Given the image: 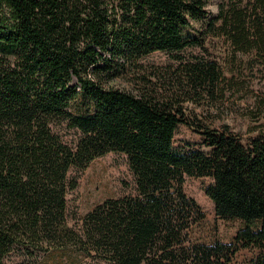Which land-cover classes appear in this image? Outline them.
Returning <instances> with one entry per match:
<instances>
[{
  "label": "trees",
  "instance_id": "16d2710c",
  "mask_svg": "<svg viewBox=\"0 0 264 264\" xmlns=\"http://www.w3.org/2000/svg\"><path fill=\"white\" fill-rule=\"evenodd\" d=\"M213 1L0 0V264L69 249L112 264H230L249 247L264 264V133L243 142L191 122L185 103L226 79L216 60L181 55L224 38L264 75V0H219L212 17ZM155 52L177 67L150 70L142 60ZM62 124L75 147L54 131ZM180 125H197L206 151L178 153ZM111 152L127 157L136 194L98 205L78 233L71 172ZM189 177L211 180L217 217L245 224L235 243H189L203 218L183 192Z\"/></svg>",
  "mask_w": 264,
  "mask_h": 264
},
{
  "label": "rangeland",
  "instance_id": "374dc122",
  "mask_svg": "<svg viewBox=\"0 0 264 264\" xmlns=\"http://www.w3.org/2000/svg\"><path fill=\"white\" fill-rule=\"evenodd\" d=\"M219 0L209 6L213 14H218ZM195 28L198 30L199 25ZM208 53L198 48H188L181 52L185 60L198 56L204 60H216L224 72L226 81L222 92L213 97L185 103L186 114L190 121L201 127L223 130L237 135L243 142L264 133V75L251 73L247 63L253 56L237 53L224 38L208 39ZM143 64L157 72L173 71L177 63L171 53L155 52L142 60ZM197 125H180L176 131L173 146L178 153L190 150L206 151L203 136L196 130ZM198 128V127H197ZM54 131L63 142L75 147L80 135L67 124L56 126ZM71 177L77 181V187L68 195L67 217L70 226L78 233L82 232L84 218L98 205L108 199H120L136 194V183L129 161L123 154L111 152L93 160L85 170L72 171ZM211 184L209 178L189 177L183 185V192L192 199L203 213V218L192 228L189 243L209 245L214 242L235 243L237 233L245 227L240 220H225L215 214L213 203L206 196ZM261 250L255 247L240 248L230 264H252ZM4 264H112L102 258L88 256L69 249L38 253L27 258L15 252L5 259Z\"/></svg>",
  "mask_w": 264,
  "mask_h": 264
}]
</instances>
